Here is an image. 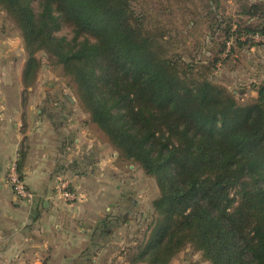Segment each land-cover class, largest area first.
Returning <instances> with one entry per match:
<instances>
[{"label": "trees", "instance_id": "trees-1", "mask_svg": "<svg viewBox=\"0 0 264 264\" xmlns=\"http://www.w3.org/2000/svg\"><path fill=\"white\" fill-rule=\"evenodd\" d=\"M131 3L0 0L23 41V83L36 76L35 54H47L118 156L154 179V217L128 253L131 264H169L187 246L210 264H264V83L240 102L193 74L166 55ZM260 8L246 14L257 17ZM64 25L71 40L55 35ZM225 34L243 45L241 36L264 38V27Z\"/></svg>", "mask_w": 264, "mask_h": 264}, {"label": "rangeland", "instance_id": "rangeland-1", "mask_svg": "<svg viewBox=\"0 0 264 264\" xmlns=\"http://www.w3.org/2000/svg\"><path fill=\"white\" fill-rule=\"evenodd\" d=\"M253 4L261 7L254 18L246 14ZM131 7L144 29L160 38L168 57H174L182 65L192 66L193 74L205 73L208 80L233 92L240 102L257 97L251 96V90L256 92V88L264 83V38L259 35L241 36L239 41L247 43L237 45L234 39L227 38L225 30L230 29L235 34L237 27H264L261 12L264 0H132ZM55 35L71 40L72 28L64 25ZM0 39L3 42L0 43V53L7 54L3 58L12 57L13 63L16 60L18 64L11 74L13 76L17 72L15 83L19 78L21 80L19 104H73V114L69 117L81 122L89 119L78 100L72 78L47 54H35L39 63L36 76L29 80L28 86L23 83L22 70L27 58L23 41L18 28L1 8ZM221 47L224 52L219 57ZM216 59L219 62L213 67ZM0 76V80H7L4 73L0 72ZM91 133L95 137L93 143L98 144L105 154H115L110 163L113 168L107 176L84 181L86 187L80 188V193L89 194L93 202L97 199L104 201L103 207H111L110 213L103 212L105 217L99 224L111 225L109 228L115 232L111 238L115 246L134 248L144 239L148 224L154 217L151 203L159 194L158 188L154 179L146 176L138 165L118 156L96 125ZM58 178L61 177L56 178V184ZM172 261L177 264H210L190 246L178 252L169 264Z\"/></svg>", "mask_w": 264, "mask_h": 264}, {"label": "crops", "instance_id": "crops-1", "mask_svg": "<svg viewBox=\"0 0 264 264\" xmlns=\"http://www.w3.org/2000/svg\"><path fill=\"white\" fill-rule=\"evenodd\" d=\"M5 55L0 53L7 78L0 80V264H131L130 248L115 246L111 225L99 224L111 207L80 193L84 181L112 172L115 154L93 143L89 119L69 117L73 104H19L21 80L15 83L17 72L11 74L18 64ZM14 161L30 200L15 197L8 183ZM58 176L70 183L75 202L57 196Z\"/></svg>", "mask_w": 264, "mask_h": 264}, {"label": "built area", "instance_id": "built-area-1", "mask_svg": "<svg viewBox=\"0 0 264 264\" xmlns=\"http://www.w3.org/2000/svg\"><path fill=\"white\" fill-rule=\"evenodd\" d=\"M8 183L11 187V190L15 197L19 199H31L33 194L28 190L22 179L20 178L17 172V163L14 161L8 171ZM56 184V194L57 196L69 203H73L77 200L76 193L73 190H70V183L65 179H58Z\"/></svg>", "mask_w": 264, "mask_h": 264}]
</instances>
